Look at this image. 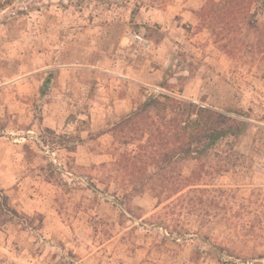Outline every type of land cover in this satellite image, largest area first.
Masks as SVG:
<instances>
[{
	"label": "rangeland",
	"instance_id": "1",
	"mask_svg": "<svg viewBox=\"0 0 264 264\" xmlns=\"http://www.w3.org/2000/svg\"><path fill=\"white\" fill-rule=\"evenodd\" d=\"M222 1L0 0V264H264V7ZM158 93L250 126L178 160L124 123Z\"/></svg>",
	"mask_w": 264,
	"mask_h": 264
},
{
	"label": "trees",
	"instance_id": "2",
	"mask_svg": "<svg viewBox=\"0 0 264 264\" xmlns=\"http://www.w3.org/2000/svg\"><path fill=\"white\" fill-rule=\"evenodd\" d=\"M248 1L250 0H223L215 4L226 6L231 12L239 4L241 7L250 5ZM258 1L264 7V0ZM143 117L154 125L149 131H145L153 143L157 138L165 146L171 142L177 143L174 151L178 154V160L196 154L193 158L202 161L203 157H209L224 140L236 139L248 131L250 126L248 121L225 112L204 105L188 104L180 98L163 93L149 96L125 118L124 123L135 125ZM122 124L120 122V126ZM151 156L156 161L157 156ZM162 159L166 165L170 163L172 158L169 151H163ZM202 164V168L206 167L205 162ZM178 190L181 191L180 188Z\"/></svg>",
	"mask_w": 264,
	"mask_h": 264
},
{
	"label": "built area",
	"instance_id": "3",
	"mask_svg": "<svg viewBox=\"0 0 264 264\" xmlns=\"http://www.w3.org/2000/svg\"><path fill=\"white\" fill-rule=\"evenodd\" d=\"M133 41L139 46L141 51H146L148 49L147 40L140 33L133 34Z\"/></svg>",
	"mask_w": 264,
	"mask_h": 264
}]
</instances>
